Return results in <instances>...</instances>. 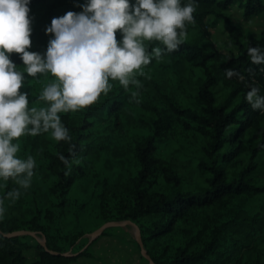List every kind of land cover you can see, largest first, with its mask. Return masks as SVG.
<instances>
[{"label": "trees", "instance_id": "16d2710c", "mask_svg": "<svg viewBox=\"0 0 264 264\" xmlns=\"http://www.w3.org/2000/svg\"><path fill=\"white\" fill-rule=\"evenodd\" d=\"M85 2L30 0L27 50L45 53L51 20L81 12ZM235 5L247 19L264 15V0H195L187 37L142 66L139 84L110 80L93 104L60 113L71 141L51 131L14 141L17 156L31 155L36 165L18 199L6 194L19 185L0 180V264H72L88 255L89 234L122 221L138 227L153 264H264V110L246 100L253 86L264 95V64L248 54L264 48V29L253 36L233 25L227 12ZM220 23L232 50L215 49L209 28ZM158 45L149 42V50ZM9 56L24 67L20 54ZM24 76L19 91L29 107L43 106L40 93L53 77ZM101 159L110 166L96 172ZM18 231L35 233L45 247L30 235L10 236Z\"/></svg>", "mask_w": 264, "mask_h": 264}, {"label": "clouds", "instance_id": "9594fccd", "mask_svg": "<svg viewBox=\"0 0 264 264\" xmlns=\"http://www.w3.org/2000/svg\"><path fill=\"white\" fill-rule=\"evenodd\" d=\"M30 0H0V180H14L19 187L7 192L18 199L20 188L30 187L36 161L17 156L21 136L51 131L56 141H71L70 130L60 113L75 112L108 93L110 80L125 89L139 84L135 73L155 57L176 50L187 37V23L194 20L195 0H86L82 11H68L51 20L45 29L52 34L46 52H31ZM120 33V40L116 34ZM159 42L149 50V42ZM20 54L24 67L17 68L10 53ZM255 64H264V48L250 47ZM50 74L40 107H29V94L19 91L25 76ZM228 75H233L231 70ZM246 100L264 110V95L253 86ZM64 163L65 156L60 155ZM0 197V217L5 209Z\"/></svg>", "mask_w": 264, "mask_h": 264}, {"label": "rangeland", "instance_id": "374dc122", "mask_svg": "<svg viewBox=\"0 0 264 264\" xmlns=\"http://www.w3.org/2000/svg\"><path fill=\"white\" fill-rule=\"evenodd\" d=\"M227 13L231 23L241 26L247 34L257 36L264 29V15L247 19L236 5ZM209 33L216 50H232L233 46L230 43L225 24L220 23L210 27ZM115 156L114 154L113 157L115 158ZM109 166V161L101 159L95 163L94 168L97 172L99 171L97 168L104 167L108 169ZM116 228H108L106 235H100L94 239L95 242L88 248V255L79 256L72 264H142L138 250L132 242V239L136 240L135 228L130 225L125 226V233L127 231V234ZM88 237H90V234ZM32 238L38 243H42L41 237L35 235ZM88 243L85 248L89 246ZM77 254L71 255L76 256ZM29 259L32 260V255H29Z\"/></svg>", "mask_w": 264, "mask_h": 264}, {"label": "water", "instance_id": "95a60500", "mask_svg": "<svg viewBox=\"0 0 264 264\" xmlns=\"http://www.w3.org/2000/svg\"><path fill=\"white\" fill-rule=\"evenodd\" d=\"M127 225L133 226L136 231V241L139 245L141 255L148 261V264H153L152 261L150 260L149 256L147 255L146 251L144 250L141 237H140V232L139 229L136 225H134L130 221H122V222H107L103 224L101 227H99L97 230H95L93 233L90 234V244L94 239L99 237L106 229L108 228H115V227H125ZM18 235H30V236H35V233L33 232H27V231H18L10 234V236H18ZM41 245L45 247V241L43 240ZM50 252V251H49ZM53 255H58V253L50 252ZM64 256H68L69 254H63Z\"/></svg>", "mask_w": 264, "mask_h": 264}]
</instances>
